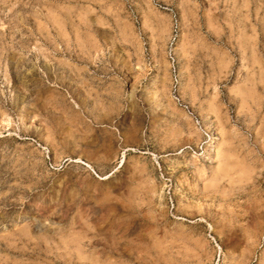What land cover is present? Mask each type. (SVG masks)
<instances>
[{"label": "rangeland", "instance_id": "374dc122", "mask_svg": "<svg viewBox=\"0 0 264 264\" xmlns=\"http://www.w3.org/2000/svg\"><path fill=\"white\" fill-rule=\"evenodd\" d=\"M0 264H264V0H0Z\"/></svg>", "mask_w": 264, "mask_h": 264}]
</instances>
